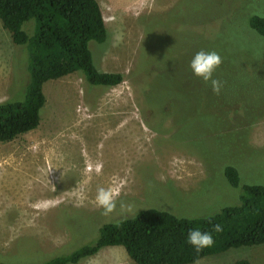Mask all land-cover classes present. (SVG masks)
Returning a JSON list of instances; mask_svg holds the SVG:
<instances>
[{
  "label": "rangeland",
  "instance_id": "obj_1",
  "mask_svg": "<svg viewBox=\"0 0 264 264\" xmlns=\"http://www.w3.org/2000/svg\"><path fill=\"white\" fill-rule=\"evenodd\" d=\"M98 2L109 35L90 43L94 62L124 80L92 85L74 72L47 81L39 126L0 143V262L42 264L147 208L209 216L240 203L245 184H264V37L249 25V14L264 16V0ZM201 49L222 58L218 93L189 67ZM28 62L0 21V103L22 94ZM228 165L239 171L237 187ZM112 183L121 194L105 216L94 197ZM240 259L264 264V244L193 264ZM78 264L137 263L109 246Z\"/></svg>",
  "mask_w": 264,
  "mask_h": 264
},
{
  "label": "trees",
  "instance_id": "obj_2",
  "mask_svg": "<svg viewBox=\"0 0 264 264\" xmlns=\"http://www.w3.org/2000/svg\"><path fill=\"white\" fill-rule=\"evenodd\" d=\"M249 16V25L264 37V16ZM0 21L14 43L25 45L29 53L24 91L0 103V143L39 126L47 81L74 72H82L92 85L112 87L124 80L122 73L102 71L94 62L90 43L102 44L109 35L98 0H0ZM225 176L232 186H239L235 166H226ZM215 224L222 226L221 232L212 231ZM195 227L212 231V247L197 252L186 242L188 231ZM259 244H264V184H245L240 203L215 214L188 218L143 209L135 216L104 223L95 241L42 264H78L109 246L124 247L137 264H193L230 248ZM234 264H249V260Z\"/></svg>",
  "mask_w": 264,
  "mask_h": 264
},
{
  "label": "clouds",
  "instance_id": "obj_3",
  "mask_svg": "<svg viewBox=\"0 0 264 264\" xmlns=\"http://www.w3.org/2000/svg\"><path fill=\"white\" fill-rule=\"evenodd\" d=\"M222 58L216 51H205L201 49L197 51L189 62L191 72L196 77L202 79L205 83L210 84L214 92H219L222 84L214 78V73L221 65ZM91 168H86L85 171H90ZM95 171L99 174L101 166L97 164ZM63 175V174H62ZM121 194V187L119 183H112L107 187L99 186L96 189L94 203L95 206L102 210V214L107 216L113 213L117 208V200ZM77 197V202L81 203L86 198V193L83 187H78L74 192ZM41 207L42 205H36ZM121 210L123 211L124 205L121 203ZM212 231L219 233L222 231L220 224H215ZM212 231H202L199 227L192 228L188 231L186 242L192 245L197 252L212 247L214 245V237Z\"/></svg>",
  "mask_w": 264,
  "mask_h": 264
}]
</instances>
